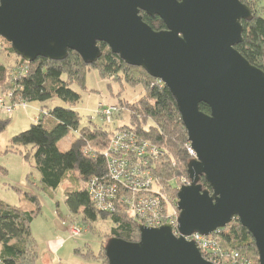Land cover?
I'll return each instance as SVG.
<instances>
[{"label":"water","instance_id":"1","mask_svg":"<svg viewBox=\"0 0 264 264\" xmlns=\"http://www.w3.org/2000/svg\"><path fill=\"white\" fill-rule=\"evenodd\" d=\"M140 11L165 27L153 29ZM251 18L240 0H0V37L25 61H60L71 50L91 64L103 42L175 100L195 152L176 194L179 235L164 224L139 226L136 242L111 237L108 264H215L185 236L211 235L234 218L264 264V68L236 49Z\"/></svg>","mask_w":264,"mask_h":264},{"label":"trees","instance_id":"2","mask_svg":"<svg viewBox=\"0 0 264 264\" xmlns=\"http://www.w3.org/2000/svg\"><path fill=\"white\" fill-rule=\"evenodd\" d=\"M240 1L249 5L246 0ZM251 11L252 18L242 20L243 40L236 45V49L250 64L263 69L264 18ZM140 14L153 29L165 27L159 17H150L142 11ZM98 46L101 56L91 64L85 63L77 52L71 50L60 61L37 57L27 62L16 55L14 63H0V88L2 91L9 90L13 100H22L24 103L58 98L71 105L81 98L72 85L85 88V75L89 70H96L101 78L113 77L116 82L128 86L140 85L146 92L145 96L130 106L121 100L118 102L120 107L128 111V123L123 127L134 131L162 151L155 162L153 174L162 192L175 202L178 188L188 180L187 163L191 159L187 151V133L175 100L162 82L149 76L141 67L127 65L103 42L98 43ZM0 48L7 51L8 55L15 54L9 43ZM8 66L13 67L12 75L8 73ZM24 67L26 71L22 73ZM199 108L205 113L210 111L204 103H200ZM38 116L41 117H36L26 130L12 136L11 143L30 146L42 187L55 189L64 180L71 179L74 188L65 192V203L71 213H82L84 222L94 221L98 216L109 218L112 223L111 237L138 241L139 225L128 214L120 207L112 212L100 211L88 192L90 179L106 176L103 152L108 146L111 129L103 124L80 126L78 112L70 107L44 108L39 110ZM7 123L8 119H0V131ZM72 131L77 132V135L69 148L60 150L58 142ZM171 181H176L177 186L172 187ZM200 183L211 191L203 177ZM30 200L36 204L35 210L11 206L0 200V264H35L36 252L32 246L30 224L38 212V198L31 195ZM212 237L222 249L236 251L259 264L254 241L238 219L234 218L226 227L214 232ZM95 258L96 264H108L104 249L103 254Z\"/></svg>","mask_w":264,"mask_h":264},{"label":"rangeland","instance_id":"3","mask_svg":"<svg viewBox=\"0 0 264 264\" xmlns=\"http://www.w3.org/2000/svg\"><path fill=\"white\" fill-rule=\"evenodd\" d=\"M246 1L251 10L264 18V0ZM2 45L6 47L7 42L0 37V47ZM15 58L16 54L8 55L0 48V63L8 65L14 63ZM12 69L8 68L9 75H12ZM72 89L81 98L71 105L53 98L45 102H26L24 107L11 114L0 111V119H8L7 125L0 131V200L11 206L35 210L37 206L30 196L38 198V212L30 224L32 246L36 252L35 264H96L95 256L103 254L104 246L111 237L112 223L102 216L84 222L82 213H71L65 203V192L74 188L72 180H64L55 189L43 188L30 146L13 145L11 137L26 130L36 117H41L38 116L39 110L54 106L70 107L77 111L80 126H85L89 123L102 124L95 113L97 103L114 104L118 109L115 124H127L128 111L119 106V100L130 106L146 94L140 85L132 87L116 82L113 77L101 78L96 70L86 72L85 88L74 84ZM7 92L10 91L0 88V94ZM76 135L77 132L72 131L62 138L58 142L59 149L67 150ZM171 186L176 187V181H171ZM73 227L80 229L78 234H71Z\"/></svg>","mask_w":264,"mask_h":264},{"label":"built area","instance_id":"4","mask_svg":"<svg viewBox=\"0 0 264 264\" xmlns=\"http://www.w3.org/2000/svg\"><path fill=\"white\" fill-rule=\"evenodd\" d=\"M25 71L24 67L21 72ZM24 106L22 100L13 101L11 92L0 94V111L3 113L11 114ZM117 112L114 104L99 102L96 105V116L104 126L111 129V136L103 152L106 176L90 179L87 186L94 205L106 213L120 207L139 226L159 227L170 224L173 233L178 236L177 199L173 202L162 192L153 174L155 162L162 151L134 131L123 127L124 124L116 125L114 118ZM187 151L191 159L195 158L190 142ZM79 231L78 227L70 230L75 235ZM185 239L193 241L202 257L215 264H253L250 258L236 251L222 249L212 234L193 233L185 236Z\"/></svg>","mask_w":264,"mask_h":264}]
</instances>
